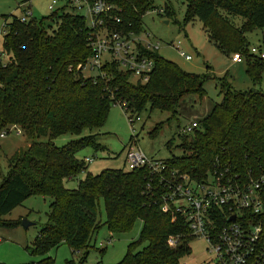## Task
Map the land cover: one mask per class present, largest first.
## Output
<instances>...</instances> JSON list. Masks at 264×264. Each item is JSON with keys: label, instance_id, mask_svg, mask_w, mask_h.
<instances>
[{"label": "trees", "instance_id": "16d2710c", "mask_svg": "<svg viewBox=\"0 0 264 264\" xmlns=\"http://www.w3.org/2000/svg\"><path fill=\"white\" fill-rule=\"evenodd\" d=\"M109 1L114 10L108 25L114 27L113 18L117 16L121 22L116 27L124 31H142V16L155 6L153 0ZM184 2L183 25L199 19L209 41L226 56L239 53L249 78L260 83L264 58L251 52L245 34L264 29V0ZM163 6V16L173 17L171 3L164 0ZM236 16L242 18L239 25L233 21ZM11 17L3 23L1 42V51L7 58L0 63V133L18 126L29 145L10 157L7 175L0 177V227L20 225L21 218L3 217L29 196L49 197L46 222L32 247L26 249L31 254H43L67 244L72 255L84 252L77 262L71 257L64 264H83L89 248L94 247L90 244L92 236L100 227L97 215L102 200L104 224L111 234L129 230L136 219L142 222L138 239L113 264L185 262L190 253L187 242L193 237L182 216L161 210L162 171L154 173L143 166L128 171L105 168L92 174L86 172L87 163L76 154L86 147L102 148L91 131L103 125L115 101L125 102L124 113L136 115V119L147 104L151 110L175 113L183 96L204 95L205 77L181 69L158 51L146 52L154 61L146 82L131 81L130 74L116 63L103 66V76H85L78 66L92 52L88 41L90 28L84 15L64 5L41 19L31 16L21 21L18 16ZM220 92L221 101L197 121L193 131L177 133V147L183 154L165 159L164 163L197 180L214 169H227L226 177H240L244 181L264 176V90L236 91L221 79ZM159 128L157 124L150 136ZM86 129L89 134L62 146L53 141L62 134L81 135ZM171 145L172 140L165 144ZM216 161L220 165H215ZM81 172L86 175L77 188L64 186L65 179ZM254 217L255 220L261 216ZM170 236L177 238L174 247L167 243ZM145 242V246L134 251ZM36 264H53V258L45 257Z\"/></svg>", "mask_w": 264, "mask_h": 264}, {"label": "rangeland", "instance_id": "374dc122", "mask_svg": "<svg viewBox=\"0 0 264 264\" xmlns=\"http://www.w3.org/2000/svg\"><path fill=\"white\" fill-rule=\"evenodd\" d=\"M67 0H57L53 9L61 8ZM69 1V0H68ZM174 9L173 17H165L163 14L149 11L142 16L143 30L150 33L154 41L160 43L158 54L177 64L181 69L205 77L203 82L204 95L199 97L187 94L182 97L176 107L175 113L150 109L147 104L138 115L130 116L124 113L118 104H112L103 125L93 129L95 141L101 145V149L95 150L86 147L77 152L79 159L89 158L85 161L87 171L97 174L105 168L130 170L125 163L124 156L127 148L137 146L154 160H165L173 156H181L183 152L177 147L179 130L191 123L200 121L206 117L213 106L222 98L220 92L221 79L226 80L231 88L236 91H245L249 88L264 90V70L260 83H253L246 73V63L242 59L232 62L231 55L221 53L207 38L202 22L194 18L183 25V17L186 11L184 0H167ZM24 3L19 6V4ZM51 0H0V51L3 35V23L9 22L11 16L20 17L24 9H30L32 17L41 19L50 14L49 4ZM156 6H163L164 0H153ZM71 9V8H70ZM6 18V20H5ZM233 21L236 24L242 22V18L236 16ZM248 47H260L264 51V29H253L245 34ZM180 42V49L191 55V60H185L171 44ZM171 43V44H170ZM6 58H2V62ZM85 76H94L96 70H83ZM134 82V78H131ZM128 118L134 122L129 123ZM159 124L157 132L150 136L155 126ZM7 134L0 137V177L8 172L10 157L17 151L25 150L29 140L18 126H10ZM20 130V134H18ZM89 134L86 129L81 135L62 134L53 141L56 146H62L69 140ZM172 140V145L166 147L167 141ZM81 172L72 179H65L64 186L68 189L77 188L78 183L86 175ZM1 180V178H0ZM51 198L39 195L29 196L21 205L15 207L4 219L21 218L20 225L13 228L0 227V264H29L38 263L45 257L53 258V264H64L71 257L77 262L84 251L72 255L67 244L49 249L43 254H31L26 247H32L33 242L46 222ZM98 221L100 227L92 236L86 261L83 264H113L120 261L127 253L128 245L139 237L142 222L136 219L127 231L111 234L105 222V210L103 201H99ZM22 219L30 222L27 227L22 225ZM146 242L138 245L134 251L140 250ZM190 253L184 258L187 264H214V255L210 252L208 243L200 237H194L187 242ZM104 249V252L100 250Z\"/></svg>", "mask_w": 264, "mask_h": 264}, {"label": "built area", "instance_id": "2783aa9c", "mask_svg": "<svg viewBox=\"0 0 264 264\" xmlns=\"http://www.w3.org/2000/svg\"><path fill=\"white\" fill-rule=\"evenodd\" d=\"M56 3L57 0H51L50 11L55 10L53 6ZM64 5L84 15L90 28L88 41L92 54L84 64L78 66L81 71L96 70V74L103 76L105 72L102 67L116 63L134 81L146 82L149 79L154 61L146 52L158 51L161 46L152 39L150 33L145 30L134 32L118 29L116 25L121 21L117 16L113 18L114 27H110L108 18L112 15L114 5L109 0H67ZM149 11L163 14L164 6L155 5L145 13ZM31 16L30 9L26 8L19 18L25 21ZM170 46L185 60L192 59L190 54L180 49L179 41ZM250 50L264 58V53H259L257 47L253 46ZM2 58L7 56L0 51V63H4ZM230 59L239 62L242 57L234 53ZM114 104L122 109L127 108L125 102L115 101ZM128 120L130 124L134 122ZM196 127L197 122L192 121L180 131L186 134ZM17 133L20 134V130ZM6 134L0 133V137ZM124 160L129 169L146 166L154 173L162 171L164 190L161 210L164 213H177L184 218L189 234L193 238H203L208 243L215 258L214 264H264V220L261 219L264 216L263 175L244 181L240 177H226L224 173H227V169H214L197 180L170 169L164 160H154L141 148L131 145L125 151ZM85 161L90 159L86 158ZM215 165L220 163L216 161ZM254 216L261 217L254 220ZM167 243L174 247L177 238L170 236Z\"/></svg>", "mask_w": 264, "mask_h": 264}, {"label": "water", "instance_id": "95a60500", "mask_svg": "<svg viewBox=\"0 0 264 264\" xmlns=\"http://www.w3.org/2000/svg\"><path fill=\"white\" fill-rule=\"evenodd\" d=\"M231 219L233 220V219H234V216H232ZM30 224H31L30 222L26 221L25 219H22V225H23L24 227H27V226H29Z\"/></svg>", "mask_w": 264, "mask_h": 264}]
</instances>
